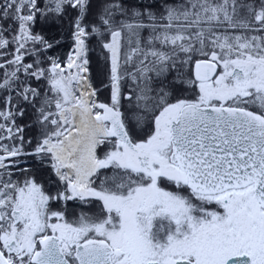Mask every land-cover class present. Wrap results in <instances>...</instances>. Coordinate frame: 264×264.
<instances>
[{
	"label": "snow or ice",
	"instance_id": "obj_1",
	"mask_svg": "<svg viewBox=\"0 0 264 264\" xmlns=\"http://www.w3.org/2000/svg\"><path fill=\"white\" fill-rule=\"evenodd\" d=\"M0 264H264V0H0Z\"/></svg>",
	"mask_w": 264,
	"mask_h": 264
}]
</instances>
